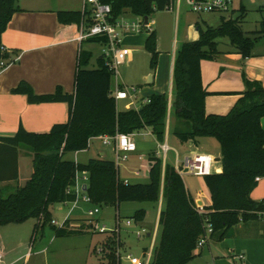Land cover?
Here are the masks:
<instances>
[{
	"label": "trees",
	"instance_id": "obj_1",
	"mask_svg": "<svg viewBox=\"0 0 264 264\" xmlns=\"http://www.w3.org/2000/svg\"><path fill=\"white\" fill-rule=\"evenodd\" d=\"M111 5L112 14L129 10L135 15L148 16L154 10H164L169 0H101ZM17 0H0V37L12 15L19 11ZM57 16L65 24L83 22L90 25L88 11L59 10ZM242 14L236 17L221 16L217 26L202 29L196 22L199 36L184 41L175 53L173 64L172 99L166 94H152L149 102L137 109L117 111L111 95L112 72L103 58H97L96 68H87L91 52L80 49L75 72V90L62 93L59 88L51 94H35L24 83L15 92H23L30 103L67 102L68 120L54 124L48 131L31 132L21 126L12 136H0V225L20 223L35 218L33 237L39 228L51 220L55 203L71 202L75 193L68 188L74 183L77 172L88 174L84 194L90 204L102 208L122 202H157L161 195L163 207L158 218L156 246L149 264H187L197 256L196 243L203 232L204 220L212 225L210 237L223 239L233 226L240 222L264 219V200H254L251 191L257 184L256 177H264V128L260 119L264 116V87L257 81H246V89L234 106L225 114L207 113L204 107L209 91L201 75L203 59H214L218 39L228 37L230 44L243 58L250 55L259 37H250L241 29ZM264 32V20L261 22ZM261 31H259L260 33ZM101 40V39H100ZM87 42H99L93 37ZM1 45V43H0ZM145 48L150 54V64L157 62V36L148 33ZM0 59L7 60L8 53L1 51ZM168 112L187 124L185 130L176 129L173 135L179 143L197 141L200 137H213L219 143L222 170L204 175L210 204L198 213V206L188 193L181 175L167 160L163 163L156 151L149 153V181L124 183L113 160L89 158L76 162L64 158L68 152L85 150L91 137L115 133L131 134L148 127L157 142L163 143ZM27 146L32 156V173L26 182L7 196L2 195L1 182L18 178L17 159L19 146ZM116 217V216H115ZM145 210L139 209L132 217L133 231L127 236L112 233L106 237L105 257L95 264H120L114 254L119 245L124 251L131 248L129 234L141 225ZM120 219L117 216L116 219ZM97 219V218H96ZM66 219L62 227L50 224L55 236L81 234L94 228V221L86 219L78 227H70ZM135 236V246L144 248ZM209 237V238H210Z\"/></svg>",
	"mask_w": 264,
	"mask_h": 264
},
{
	"label": "crops",
	"instance_id": "obj_2",
	"mask_svg": "<svg viewBox=\"0 0 264 264\" xmlns=\"http://www.w3.org/2000/svg\"><path fill=\"white\" fill-rule=\"evenodd\" d=\"M247 1H249L251 4H254L255 2L261 0ZM235 2L239 3V6L238 9H234V11H237V14L239 12L242 14V23L240 24L242 29V24L245 21L247 12H249V10H253L254 8L247 6L244 0H235ZM33 3L34 6H18L20 10L12 15L0 37L1 45L7 49V61H11L8 65L0 69V136H12L17 132L20 126L26 131L44 132L48 131L54 124L64 123L68 120L69 106L67 102L59 101L30 103L27 100V95L25 93L15 92L14 89L20 83H24L35 94H51L54 93L57 88H59L62 93H74L77 56L84 41L79 42L76 39L79 33V25L65 24L60 22L57 16V11H82L83 0H66L64 1V4H52L47 6L43 4L42 0H37ZM259 5L260 7L257 8L258 10L255 9L260 13L261 16L259 28H256V30H253L251 33L261 31L258 35L260 38L252 48L249 56L243 58L236 48L225 41L218 39V54L214 59L208 60L215 62L217 65H215V67H207V70L203 71V63L201 62L202 81L207 91H209V94L204 100V107L207 113H227L240 98L241 93L246 89L247 80L257 81L264 87V32H262L263 28L261 24V22L264 20V2H260ZM178 13L179 10L175 13L176 19ZM191 24H189V26ZM192 26H195L194 28L197 29L196 22H194L190 27ZM243 32L247 34L246 31L243 30ZM196 38L197 34L192 33L191 39ZM186 39L184 41H186ZM177 44V39H174L171 56L172 65L170 94L168 96V98H170L169 107L171 105L172 99L173 64L175 53L179 47ZM87 50L90 51L92 55L89 61V65L91 64L92 66L87 65V68H96L97 58H102V50L96 53V56L93 55V50L91 48ZM151 81H153V77L149 76V82ZM120 100L125 101L126 99H118L116 101V109L117 102ZM138 107L139 106H128L123 110L117 109V111H125L131 108L137 109ZM170 120H174L172 133L178 129L177 127L182 125V123L174 116L169 118L167 120L165 132V141L168 145L171 143V146H169L171 149L177 152L179 158H181L179 153L184 156L197 153L209 154L215 159V161L212 163L213 172H221L222 164L219 143L216 150L217 152H215V154L209 152L210 150H207L208 148L206 145V140H208L207 138L210 137H200L195 142L189 141L185 144L179 143L174 135L172 138L170 137L172 127H170ZM260 124L264 128V116L260 119ZM147 128L148 127H146V129ZM148 130V133L153 136L151 129L148 128ZM97 140L100 141L101 146H109L110 150L112 151V144H104L102 139L97 136L91 137L89 139L88 147L85 150L68 152L64 155V158L72 159L81 163L87 162L89 158L107 159L105 151L101 146L98 145L96 142ZM157 145H159V142H157ZM151 151L158 152L157 149H151L150 151L143 153H138L136 149V151L132 152L129 155L130 157L132 156L131 161L129 163L128 160L125 161V163H128L125 167L127 172L134 176H139L143 172L141 168H144L145 166L146 174L148 176L150 165L145 164V162L148 161V163H150L149 153ZM85 152H89V154L84 155L83 153ZM80 154H83L82 159L79 158ZM216 157H219V160H216ZM17 168L18 178L16 180L1 182V187L3 189H8L9 185L12 184L17 189L21 186V181L23 180L26 182L32 173L31 153L28 151L22 152V146H19ZM185 174L188 175L189 173H183L181 176L182 179ZM23 176L26 177V180L23 179ZM120 179L128 180L127 177H120ZM128 182L130 181L128 180ZM185 187L194 202L197 205H200L199 207H206L210 204L208 189H206V193L203 192V197H201L197 195L196 191L192 192L186 185ZM250 195L254 200H264V177H261L259 180H257V184L251 191ZM199 199H201V201ZM67 203H71V212H73V210L76 209V207L81 203L88 204L83 201H79L76 207H72V202ZM154 204L156 205V218L154 225L149 228L150 230L158 228V218L160 210L163 207L162 191L159 200L156 203L154 202ZM116 211L117 212L115 215L117 214L120 216L119 208ZM70 213H68V217L71 220V227L79 226L82 223L81 220L87 219L86 215H79L78 213L70 216ZM261 219L262 218L243 223L248 224L250 222H258L263 224ZM259 227L262 229V226ZM51 229L53 230L52 227ZM54 236L55 235L53 234V237ZM212 239V237L209 238L207 242L208 246L213 242ZM201 251L202 249L197 250V256L200 255ZM29 254L30 253L28 251L26 256ZM84 264H87V262Z\"/></svg>",
	"mask_w": 264,
	"mask_h": 264
},
{
	"label": "rangeland",
	"instance_id": "obj_3",
	"mask_svg": "<svg viewBox=\"0 0 264 264\" xmlns=\"http://www.w3.org/2000/svg\"><path fill=\"white\" fill-rule=\"evenodd\" d=\"M34 1L37 0H17L18 6H34ZM45 6L52 4H64L66 0H42ZM82 1V0H81ZM247 6L254 8L247 12L245 21L242 24V29L247 32L250 37H259V32L251 33L256 28H259V22L261 20L260 13L257 11L260 7V2L257 1L254 4L244 0ZM40 5V4H38ZM64 6V5H63ZM234 9H238L239 3L234 0ZM257 9V10H255ZM175 9L154 10L148 15L149 22L155 30L157 36V62L155 67L150 64V54L145 48V39L148 35L147 30H142L139 33H132L125 35L122 38V46H126L131 49V59L124 64L118 66L120 74L119 84L126 86L128 89L134 87L135 91L130 90L134 94L133 101L126 99L125 101L117 102V109L123 110L128 106H139L143 99H146L152 94H170V82H171V56L173 51V40L177 39L178 46L183 41L196 40L199 36L198 29L195 26L190 27L194 22H199L202 29L207 26H217L221 16L236 17L237 11L232 12H204L195 13L191 11V8L184 1L180 4L179 13L176 19ZM239 14V13H238ZM130 16L129 13H126ZM192 23V24H191ZM189 24H191L189 26ZM192 33L197 34L196 39L192 38ZM188 36V37H187ZM260 38V37H259ZM221 41H225L230 44L228 37L219 38ZM231 45V44H230ZM222 46V45H221ZM226 47V46H223ZM93 50V55L100 52L103 48L100 44L84 41L81 49ZM207 61V62H206ZM203 71H206L207 67H215V62L203 59ZM88 66H92L91 64ZM149 76L153 77V81L149 82ZM207 79V77L205 76ZM114 77L112 76L111 82L114 86ZM170 99V98H169ZM173 113L168 112V119L173 117ZM174 121V120H173ZM173 121L170 120L171 133L170 137H173L172 128ZM181 127H177L180 130L188 128L187 124L181 122ZM148 128H142L139 131H135L132 137L137 146V152H148L151 149H157V155L162 157L160 153L159 145L154 136L148 133ZM206 145L207 150L215 154L217 152L218 142L215 138H207ZM99 146L100 141H96ZM171 146V143H169ZM106 153L107 159H114L113 152L110 147L101 146ZM30 148L22 145V152H30ZM90 152V151H89ZM89 152L83 153L84 155ZM31 153V152H30ZM83 154H80V159L83 158ZM174 151L170 150L167 153V161L172 164L174 162ZM182 158L184 155L180 154ZM145 156V155H143ZM132 156H129L128 163L131 161ZM127 162H123L120 166V177H127L130 182L146 183L149 178L146 174L145 166L141 168L143 171L139 176H134L127 172ZM145 164H149L148 161ZM88 177V175H87ZM26 177L23 176V179ZM28 178V177H27ZM185 185L192 191L197 192L198 196L203 197V192L206 193L207 186L204 181V176H195L193 174H185L183 177ZM25 181H21V186ZM88 183V179L86 180ZM3 189V188H2ZM16 187L12 184L8 189H3L2 195L7 196L14 192ZM199 198V197H198ZM201 201V199H199ZM260 200V199H259ZM72 202V201H71ZM197 205V204H196ZM95 205L91 204H79L73 212L70 211L71 203H55L51 209V220L61 223L64 217L78 214L86 215V210L93 208ZM197 206H200L199 204ZM98 207V206H95ZM119 214L122 222L120 223L121 236H127V231H133L134 226H127L124 222L130 219L135 211L139 209L145 210V217L141 225L151 228L155 223L156 218V205L154 202H122L119 204ZM117 211L114 206H104L100 208L99 214L97 213V219L94 220V228L88 232L81 234H68L63 236H54L53 230L50 224H53L50 220L43 228H39L33 237V228L36 223L35 218L27 219L20 223H9L0 225V257L3 264H95L100 260V256L96 254L94 248L99 246L101 242L108 235V232L100 233L99 230L104 225L107 231L114 227L115 220L114 215ZM101 216V218H100ZM99 218V219H98ZM87 220V219H86ZM263 224L258 222H250L248 224L238 223L228 230L223 239H219L215 236L212 239V243H207L202 246L200 255L194 257L187 264H264V219H261ZM90 221L89 219L87 222ZM254 221V220H253ZM54 225V224H53ZM70 225V224H69ZM262 226L260 229L259 226ZM150 226V227H149ZM71 227V226H70ZM78 227V226H76ZM259 228V229H258ZM129 238L131 248L127 252H131L138 256L140 249L135 246V235L130 233ZM53 237V238H52ZM145 237H141L138 242L146 243ZM29 251V255L26 256ZM243 255V259H237V255ZM121 264H130L126 259H121Z\"/></svg>",
	"mask_w": 264,
	"mask_h": 264
},
{
	"label": "built area",
	"instance_id": "obj_4",
	"mask_svg": "<svg viewBox=\"0 0 264 264\" xmlns=\"http://www.w3.org/2000/svg\"><path fill=\"white\" fill-rule=\"evenodd\" d=\"M184 1L191 8L192 12L195 13H204V12H232L234 11V0H169L165 9H175L179 10L180 4ZM88 11L91 17L90 25L86 26L83 22L79 25V33L76 37L77 41L83 42L88 38L97 37L99 38L98 44L103 46L101 49L102 58L105 60V64L108 69L112 72L114 77V86H112L111 95L114 97L115 101L118 99H131L133 101L134 94L130 90L135 91L134 87L128 89L125 85L121 86L119 84L120 74L118 71V66L126 63L131 58V49L126 46H122V38L125 35L132 33H139L142 30H147L148 33L153 31L152 24L149 22L148 16L147 21L145 22L142 15H135L129 10H124L117 16L112 14L111 5L104 3L101 0H83L82 12ZM129 13L130 16H127L126 13ZM101 39V40H100ZM1 51H6L7 49L0 45ZM11 61L0 59V69L8 65ZM150 99L147 97L141 102H149ZM104 144H112V151L114 155V163L117 167L118 172L120 171V166L123 162L127 161L129 155L136 151L137 146L132 137V134L125 133H115L112 136L103 135L99 136ZM160 153L162 155L163 163L167 160V153L171 147L164 140L163 143H159ZM174 151V150H173ZM174 169L182 176L183 173H191L194 175H206L213 172L212 163L215 159L209 154L197 153L193 155H187L182 158H179L176 151H174ZM137 174V173H136ZM86 172H77L75 176L74 183L71 187L68 188L69 191L75 193V198L72 201L73 206L83 201L90 204V198L84 194V188H86L88 179ZM256 180H259V177H256ZM124 183H128L127 179L122 180ZM73 209V208H72ZM199 214H203V208H197ZM99 207H93L86 210L87 220L90 221L96 220V214L99 213ZM70 213V211H69ZM69 214L64 218L61 223H57L54 220H51L55 226L62 227L66 219H69ZM116 217L119 215H115ZM114 216L115 224L114 227L107 231L104 225L101 226L99 232L105 233L108 232V236L118 234L121 232L120 223L122 220L119 218L116 219ZM127 226H131L133 221L132 219H127L124 222ZM157 229L152 230L147 227L139 226L134 229V235L137 238L142 236H147L148 244L144 248H140V253L138 256L134 255L131 252L124 251L119 245L114 248V254L117 261L121 264V259H126L130 264H149L153 257L154 247L156 246L157 239ZM212 232V225L206 219L204 220L203 232L199 235L196 247L200 249L204 246L210 237ZM105 237V239H106ZM104 239V240H105ZM103 240V241H104ZM96 253L101 257H105L106 248L105 245L101 244L95 248ZM237 259H243V255H237ZM0 264H2V259L0 257Z\"/></svg>",
	"mask_w": 264,
	"mask_h": 264
},
{
	"label": "water",
	"instance_id": "obj_5",
	"mask_svg": "<svg viewBox=\"0 0 264 264\" xmlns=\"http://www.w3.org/2000/svg\"><path fill=\"white\" fill-rule=\"evenodd\" d=\"M145 22L147 21V16L144 17ZM216 160H219V157H216Z\"/></svg>",
	"mask_w": 264,
	"mask_h": 264
}]
</instances>
